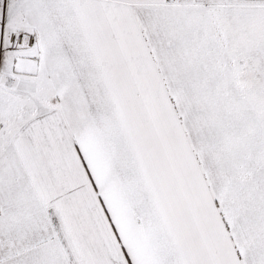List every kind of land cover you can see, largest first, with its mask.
Listing matches in <instances>:
<instances>
[{
    "label": "snow or ice",
    "instance_id": "obj_1",
    "mask_svg": "<svg viewBox=\"0 0 264 264\" xmlns=\"http://www.w3.org/2000/svg\"><path fill=\"white\" fill-rule=\"evenodd\" d=\"M0 264H264V0H0Z\"/></svg>",
    "mask_w": 264,
    "mask_h": 264
}]
</instances>
